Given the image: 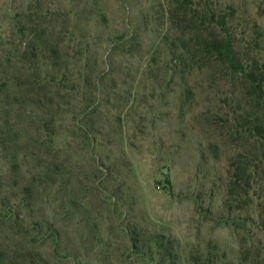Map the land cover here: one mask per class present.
<instances>
[{
  "label": "rangeland",
  "instance_id": "374dc122",
  "mask_svg": "<svg viewBox=\"0 0 264 264\" xmlns=\"http://www.w3.org/2000/svg\"><path fill=\"white\" fill-rule=\"evenodd\" d=\"M208 2L217 12L236 8L237 49L251 42L261 65L264 0ZM174 5L0 0V56L12 72L23 64L13 57L24 46L20 30L61 43L69 81L55 98L67 104L54 129L77 130L80 105L95 101L85 119L93 139L55 135L54 149L37 121L15 118L7 135L19 143L0 147V264H251L244 247L264 254V210L257 217L250 203H225L235 152L264 157L249 137L253 122L264 124V102L212 60H181L167 29ZM46 161L56 170L50 187L33 179ZM249 214L256 223L243 221Z\"/></svg>",
  "mask_w": 264,
  "mask_h": 264
},
{
  "label": "trees",
  "instance_id": "16d2710c",
  "mask_svg": "<svg viewBox=\"0 0 264 264\" xmlns=\"http://www.w3.org/2000/svg\"><path fill=\"white\" fill-rule=\"evenodd\" d=\"M202 4L204 8L198 11L193 7L191 0H175L171 12L169 10V19L175 21V25L167 29L170 36L173 35L178 41L174 45L177 55L186 64L190 58L193 63L203 59L212 60L219 67L243 80L246 96L264 102V61L261 65H257L256 51L250 46L251 42L246 43L244 51L240 52L237 49L238 38L230 25L235 19L236 8L230 6L228 10L217 12L209 6L208 0H203ZM212 27L215 29L210 31ZM23 31L20 30L24 35L22 40L24 46L22 49L15 48L13 52V57L16 59L14 61L23 63L16 68V72H12L14 64L11 60L8 58L7 62H4L0 56V132L2 131L3 135L0 136L1 149H5L6 141L19 143L17 138H10L7 134L11 131V127L17 124L15 118L18 119L21 115L39 123L37 129L44 133L43 143L48 146L46 148L54 149L55 135L75 136L77 130L80 131L78 135L92 140L94 134L88 128L85 119L93 112L95 101L80 105L77 111L80 115L77 130L67 128L64 132H59L54 129L57 114L61 111L58 107L67 104L56 101L55 98L65 96L69 81L67 63L62 60L61 43L57 38L47 37V33L44 32L38 34L31 29ZM175 51L173 50L174 54ZM246 51H252L250 64L243 62L242 54ZM188 68L190 71L195 70L192 64H189ZM101 80V74H98L97 86L101 84ZM249 137L254 142H258L259 146L264 147V124L253 122L249 128ZM246 152L237 151L230 159L231 170L226 185L228 198L225 203L229 209L231 200L237 210L243 209L250 203L252 212L259 217L264 210V157L261 155L256 157ZM11 161L15 163L16 158ZM36 169L33 174L35 182L46 187L54 184L56 170L51 161L44 162ZM254 199H258L259 202L255 203ZM24 200L27 201V198L25 197ZM245 220L256 223L250 214L247 218H243L244 222ZM249 253L250 247L242 249L244 261L251 260V264H264V260H260L264 254L260 251L251 255Z\"/></svg>",
  "mask_w": 264,
  "mask_h": 264
}]
</instances>
